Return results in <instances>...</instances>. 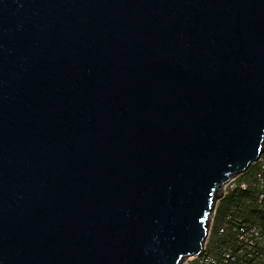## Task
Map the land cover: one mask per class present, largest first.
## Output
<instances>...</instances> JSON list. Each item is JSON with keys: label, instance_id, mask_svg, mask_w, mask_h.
<instances>
[{"label": "water", "instance_id": "water-1", "mask_svg": "<svg viewBox=\"0 0 264 264\" xmlns=\"http://www.w3.org/2000/svg\"><path fill=\"white\" fill-rule=\"evenodd\" d=\"M263 151L264 0H0V264H182Z\"/></svg>", "mask_w": 264, "mask_h": 264}, {"label": "trees", "instance_id": "trees-1", "mask_svg": "<svg viewBox=\"0 0 264 264\" xmlns=\"http://www.w3.org/2000/svg\"><path fill=\"white\" fill-rule=\"evenodd\" d=\"M259 160L251 164L244 173L237 175L238 186L227 190L224 197L217 201L204 253L215 256L218 248L227 245L235 222L240 225L258 227L262 234L261 245L264 246V202L258 199L263 189L257 180V174L260 172L264 180V169H261V163L264 164V151ZM241 183L247 184L246 189H241ZM228 216H230V222L226 220ZM221 227H225V231L220 236L218 232Z\"/></svg>", "mask_w": 264, "mask_h": 264}, {"label": "built area", "instance_id": "built-area-1", "mask_svg": "<svg viewBox=\"0 0 264 264\" xmlns=\"http://www.w3.org/2000/svg\"><path fill=\"white\" fill-rule=\"evenodd\" d=\"M261 169H264V164L262 165V163ZM257 180L260 182L263 189L258 199L264 202V180L261 172L257 174ZM237 186V176L230 178L221 189L219 199L224 197L227 190L234 189ZM240 187L244 190L247 184L241 183ZM214 210L215 206L209 219L208 235L214 219ZM226 220L230 222V216H228ZM233 224L232 236L229 238V243L218 248L215 256L204 253L205 241L202 253L198 256L186 259L185 264H264V246L261 245L262 234L259 228L256 226L240 225L236 222ZM224 231L225 227H221L218 232L219 235L221 236L224 234Z\"/></svg>", "mask_w": 264, "mask_h": 264}, {"label": "rangeland", "instance_id": "rangeland-1", "mask_svg": "<svg viewBox=\"0 0 264 264\" xmlns=\"http://www.w3.org/2000/svg\"><path fill=\"white\" fill-rule=\"evenodd\" d=\"M236 176H237V175H236ZM219 194H220V193H219ZM219 194H218V196H220ZM182 264H185V261H183V263H182Z\"/></svg>", "mask_w": 264, "mask_h": 264}]
</instances>
